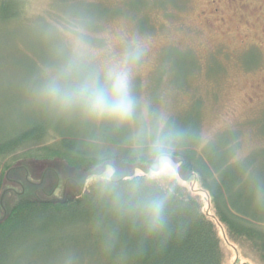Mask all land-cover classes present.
<instances>
[{
  "label": "rangeland",
  "instance_id": "1",
  "mask_svg": "<svg viewBox=\"0 0 264 264\" xmlns=\"http://www.w3.org/2000/svg\"><path fill=\"white\" fill-rule=\"evenodd\" d=\"M19 1L18 17L0 23V139L28 123H54L82 134L93 129L102 137L120 126L159 132L169 122H195L200 146H223L232 138L234 161H257L264 151V0ZM87 2L110 14L90 26L82 14L72 18L71 10ZM113 64L130 69V120L98 119L79 105L48 98L50 84L70 91L89 74L103 80ZM16 154L0 188V219L20 198L66 199L123 166L114 161L82 171L39 147ZM20 164L24 168H16ZM179 166L162 156L134 164L132 171L181 186L201 204L214 223L222 264H264L255 242L231 235L215 219L197 178Z\"/></svg>",
  "mask_w": 264,
  "mask_h": 264
},
{
  "label": "trees",
  "instance_id": "2",
  "mask_svg": "<svg viewBox=\"0 0 264 264\" xmlns=\"http://www.w3.org/2000/svg\"><path fill=\"white\" fill-rule=\"evenodd\" d=\"M20 10L19 0H0V23L15 20ZM71 14L75 19L82 14L90 26L110 10L87 2ZM192 124L169 122L159 132L136 128L134 133L120 126L97 137L93 129L82 134L43 122L4 134L0 188L19 149H46L82 171H88L87 165L117 161L123 166L114 167L125 173L116 170L109 180L97 178L66 199L20 198L0 219V264L64 259L65 264H222L214 223L201 204L183 187L149 171L133 173L134 164H152L162 156L193 174L208 194L215 219L235 238H251L264 256V151L257 161H234L232 138L223 146H200L197 125ZM154 201L161 204L156 220L148 207Z\"/></svg>",
  "mask_w": 264,
  "mask_h": 264
},
{
  "label": "clouds",
  "instance_id": "3",
  "mask_svg": "<svg viewBox=\"0 0 264 264\" xmlns=\"http://www.w3.org/2000/svg\"><path fill=\"white\" fill-rule=\"evenodd\" d=\"M129 78V68L113 64L105 70L103 80L95 74H89L70 91L62 90L53 83L48 86L47 96L62 106L79 105L90 116L98 119L125 122L133 117L135 108L129 91ZM104 179H111V174H106ZM148 207L153 219H158L161 204L154 201Z\"/></svg>",
  "mask_w": 264,
  "mask_h": 264
}]
</instances>
